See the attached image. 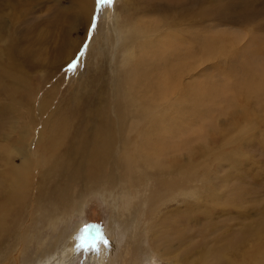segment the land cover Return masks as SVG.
<instances>
[{"label":"rangeland","instance_id":"rangeland-1","mask_svg":"<svg viewBox=\"0 0 264 264\" xmlns=\"http://www.w3.org/2000/svg\"><path fill=\"white\" fill-rule=\"evenodd\" d=\"M7 1L9 7L5 5ZM77 1L0 0V22L4 26V29L0 30V46L12 38V35L22 39L35 27L46 29L55 25L52 30L54 37L62 34L71 44V46L66 44L64 48L68 46L71 48L77 44L80 46L67 63L53 70L54 72L49 71L47 67L55 63L53 61L55 55H44L42 59L47 58V61L36 71L37 74L33 72L32 76L33 84L42 87L33 101L35 112L31 113L28 107L18 109L23 103L17 99L14 110L6 112V120L0 124L2 156L0 172L11 171L13 165L22 167L26 160L30 159L34 163L31 177L33 175L35 184L30 190L28 206L26 204L18 228L12 232L8 227L9 219L8 226H0V264H42L46 257L43 255L47 254L49 248L53 249L57 243L56 246H62L61 244L65 242L64 236L70 235L77 227L82 231V224H85L84 233L88 237L79 248L72 264H93L92 256L101 246L117 241L120 242L118 252L122 261L120 264L132 262L137 264L133 260L134 241L127 240L130 237V230L128 234L118 236L122 230L125 232L126 228H121L126 224L142 239L137 248L142 250L144 256L140 257L142 258L140 264L145 262L181 264L174 258L180 256L182 259L187 257L195 261L203 255L207 257L205 259L207 264H226V260L217 257H221L222 254L225 257L224 252L230 254L233 249L229 245L231 242L236 243L235 240L237 243L239 239L241 241L239 235L243 236L245 229L254 228L257 224L261 230L263 228L262 231L259 230V236H264V223H261L264 221V92L259 95L236 94L244 91L251 80L257 84L264 83V0H114L110 5L96 4L93 17L85 25L87 12H82L79 15L81 19L76 20L79 13L72 8ZM62 14H68L71 20L64 24ZM68 15L66 19H69ZM94 17L97 26L90 31ZM115 17L122 22L125 21L124 24L130 21L128 23L131 26L137 23L146 35L149 31L152 32L156 45L159 37L165 40L176 37L169 43L163 56L178 62L187 54H191L193 57L191 62H195V65L191 63L190 66H194L185 70L191 72H186L182 76L183 85L186 88L199 85L200 88L211 90L223 88L225 94L206 99L200 104L190 97V102L181 115H165L168 127L175 125L174 120L177 121L175 132L160 128L158 135L151 136V144L165 145L168 153L166 159L160 158L162 164H159L161 166L157 168L159 173L155 171V175L174 172L180 168L179 172L181 171L187 180L184 187L156 192L152 188L154 194L161 193L156 195H150L151 186L147 189L140 187L125 204L115 196L121 195L119 190L97 194L88 191L73 202L67 217L49 226L34 208L39 173L42 171L44 160L43 151L39 147L43 124L55 113L59 102L70 97L68 94L81 84L85 76L89 79L95 73V69H92V72L87 69L91 62L96 64L95 68L99 74L107 76L108 58L106 60L99 58L102 48L99 44L105 41V37L110 40L109 46L106 43L107 50L109 49L106 57L110 51L112 54L116 49ZM11 18L14 21H11ZM156 21L159 22L155 24ZM16 23L17 26L14 28ZM3 34H6V40ZM63 41L59 43L64 45L66 42ZM58 46L61 47L59 44ZM10 54H15L13 48ZM0 57H5L3 52H0ZM137 60L138 56H135L131 66ZM74 61L77 66L70 69L69 65ZM42 76L50 79L45 81ZM149 81H159L154 71L133 94L130 105V147L133 145L132 142L136 141L135 130L141 123L133 125L134 115L144 110L151 97L152 88L147 85ZM86 87L87 85L82 88V92ZM49 91L54 94L51 99L45 95L51 93ZM182 98L183 94L180 96V99ZM45 99L50 104L46 114L42 115L39 112L40 103L43 104ZM1 100H4L2 104H5V107L13 105L5 94L0 96V102ZM172 103L173 100L167 104L177 109V105ZM69 106L70 109L66 113L71 110V115L66 119L72 118L75 121L78 107L74 104ZM208 110L212 111L207 116V119H211L208 126L209 135L202 140L203 137H195L193 133L200 127V118L204 117ZM16 113L20 120L16 119ZM23 115L24 118L21 117ZM160 116L157 115L155 118L159 120ZM29 118L33 122L32 120L29 122ZM27 122L32 125L28 133L30 138L24 144L21 143L20 135L16 133L28 125ZM85 126L86 118L83 113L79 127L83 130ZM3 137H8V140H3ZM185 138L191 142L180 149L178 145ZM117 148H120L119 145ZM64 150L66 149L62 147L55 152L61 153ZM119 152L120 149L115 153ZM5 154L10 156L9 161H5ZM56 174L61 176V180L56 179L60 180L58 187L49 181V178ZM44 176V187L53 189L51 197L61 196L68 182L63 170L60 172L55 170L54 165L48 161L44 168ZM47 199L45 198L46 201ZM248 234L251 236V233ZM105 237L107 238L104 239ZM243 240L244 238L241 244ZM254 241L255 238H251L248 246L250 247ZM236 245L234 251L237 252L235 249L242 245ZM155 247L167 251V258H171V262L160 260L156 251L152 249H156ZM221 248L222 250L226 248V251L219 254ZM234 251L233 254L236 253ZM249 251L250 249L247 252ZM235 255H232L235 259L228 264L242 263L239 253ZM174 261L175 263H172Z\"/></svg>","mask_w":264,"mask_h":264},{"label":"bare ground","instance_id":"bare-ground-1","mask_svg":"<svg viewBox=\"0 0 264 264\" xmlns=\"http://www.w3.org/2000/svg\"><path fill=\"white\" fill-rule=\"evenodd\" d=\"M8 3V1L5 2L7 7H9ZM96 4V0H78L74 3L73 5L75 6L72 8L79 13L77 14L76 20L81 19L79 15H81L82 12H87L86 18L84 19V25L87 24L88 20H91L93 17ZM67 11L71 12L72 10ZM66 15L68 14L61 15L64 24L71 20V16L68 15L69 19H66ZM12 20L13 18H11V21ZM124 22L115 17L117 39L115 45L116 49L113 50L112 54L110 51L109 56L106 57V52L109 51V49L107 50V47L110 45L108 37H105V41L99 44L102 46L100 49L101 56H99V58L104 60L108 58L107 76L99 74L97 68H95V63L93 64L91 62L90 65L88 63L89 66L87 69L91 72L92 69H95V73L93 72L94 74L89 79L85 76L81 84H79L73 92L71 91L68 94L70 97L64 101H60L55 113L52 114L51 117H48L43 124V131L39 138V147L43 151L44 160L42 167L41 165L39 166L42 171L39 173L40 176L38 178L36 196L34 195V204L36 205L34 207L36 210H34L38 215L43 216L49 226L53 223L56 224L63 218L67 217V212L73 202L88 191L92 194H97L100 192L119 190L121 195L119 194L115 196L117 197V200L125 204L128 198H132L134 193L138 192L140 187H146L147 189V187L151 186L150 195L161 194H154L152 188L154 189V192H156L157 190L166 191L176 187H184L187 184V180L185 176H182L181 171L179 172L180 168H177L174 172L168 171L162 172L158 176L155 175V171L158 172L157 168L161 167L159 164H162L160 158L166 159L168 153L166 152L165 145H161V143L152 145L150 142L151 136L154 134L158 135L160 128L175 132L178 125L177 121L174 120L173 123L175 125H170L168 127L165 115H181L183 110L187 108L190 102V97H192L197 104H200L206 99L223 96L225 94L223 88L211 90L200 88L199 85L188 88L183 85L182 76L186 72H191L190 69V71L186 72L185 70L195 65V62H191L193 59L191 54H187L178 62L169 59L167 56H163L167 52L169 43L176 39V37H173L171 40H165L163 37H159V42L156 45L154 43L152 32L149 31L146 35L137 23H132L133 25L131 26L129 25L130 21H127L126 24H124ZM158 22L159 21H156L155 24ZM146 25L148 27L149 24ZM16 26L17 23L14 28H16ZM54 27L46 29H42L40 26L35 27L27 34V36L24 34L26 37L22 39H19L18 36L15 37L12 35V38L3 42V45L0 46V52H3V55L5 56L0 57V96L5 94L8 101L13 102L12 106L9 104L5 107V104H2L4 100H1L0 105L3 106L0 107V124L6 120L5 113L14 110V107L16 106L15 100L17 99H20L23 103V106H20L18 109L28 107L30 108L29 110H31V113L35 112L33 101L36 95H39L42 87H40V85L38 86V84H33L32 76L33 72L36 73V71L43 66V63L47 61V58H45V60L42 59L44 55H55V58L53 59L55 63L53 62L54 64H50L47 67L49 71H53L66 64L74 55L78 47H80L77 44L70 48L71 44L67 42L68 40H66L62 34L59 36L55 35L54 37L52 33ZM1 28L4 29V26L3 23L1 24L0 22V30ZM113 33L115 34L114 30ZM4 37L6 40V34ZM67 37L70 38L71 36ZM62 40L66 42L63 41V43H65L64 45L59 43ZM58 44L61 45V47H59ZM66 44H69L70 46L64 48ZM12 48L15 50V54H10ZM135 56H138V60L131 66L132 59ZM191 63L194 65L190 66ZM153 71L156 73L159 81H149L147 83V85L152 88L151 97L144 110L134 115L135 121L133 125L136 126L140 122L141 123L135 130L136 141L132 142L133 145L130 147V105L133 101V94L135 90L146 81V77L151 75ZM42 78H44L45 81L50 79L46 76H42ZM252 81L253 80L249 81V84L244 91L236 92V94L259 95L264 92V83L257 84ZM85 85H87L86 90L82 92V88ZM182 94L183 98L180 99ZM45 95H48V98H50L54 94L51 92L45 93ZM42 96L41 98L44 97ZM46 99L43 104L40 103L41 107L39 112L42 115L46 114L48 105L50 104L47 103L48 101H46ZM172 100V104L177 105V109H174L171 106L169 107L167 104L168 101ZM70 104H74L75 107H78V113H75V121L72 118L66 119L71 115V110L66 113V111L70 109ZM211 112V110H208L207 114L200 118L201 125L193 133L195 137H203L202 140H205L209 135L208 126L211 119H207V116H209ZM83 113L86 118V126L81 130L79 127V121ZM157 115H161L159 120L155 118ZM21 117L24 118V115ZM16 119L20 120L17 113ZM29 119L30 122L32 119ZM29 122H27L28 125L25 124L26 126L17 130L16 134L20 135L21 143H24L25 141L27 142L30 138L28 133L31 130L32 123ZM3 140L7 141L8 137H3ZM189 142H191V140L185 138L178 147L181 149L183 145L188 144ZM118 145L120 148H117ZM62 147L66 149L64 152H55L59 148L62 149ZM118 149H120V152L115 153ZM43 154L41 153V155ZM9 160L10 156L5 154V161ZM1 161L2 156H0V163ZM48 161L54 165L55 170H58L59 172L63 170V175L66 174L68 179L64 191L61 193V196H58L57 198L51 197L53 189L44 187V168ZM33 169L34 163L29 159L26 160L22 167L13 165L11 171H8L7 173L0 172V226H8L7 220L9 219L8 222L10 226L8 227L12 232L18 228V222L22 220L24 211L28 206L27 198L33 185H35L33 182V175L31 177ZM174 174L175 176H171ZM57 178L61 180V176L56 174L51 176L49 181L58 187L60 180L56 181ZM102 196L113 197L112 195ZM45 198H48L47 201ZM261 223H264V221ZM84 228L85 224H82V231L79 227L73 231L69 230L72 233L64 236L65 242L61 244L62 246H59L60 248L56 246L58 243L54 242V244H57L54 245L53 249L49 248L47 254L43 255H46V257L42 264H72L79 248L87 240L88 235L84 233L86 232V229ZM123 228H126L125 232L122 230L118 233V236H121V234H128V231L130 230V237H128L127 240H130V242L134 241L132 244L133 255H135L133 260L134 263L140 264V261L144 256H142V250L137 248L142 239L139 234L137 235L132 229L128 228L127 224L121 229ZM259 230L262 231L263 228L261 230V227H258V225L255 224L254 228L245 229V233L247 234L245 235L244 233V237L239 235L241 241L242 238H244L242 244L238 238V243L237 240H235L236 243L231 242V245H229L232 246L231 249H233V251L234 247L237 248L236 244L242 245L238 247V249H235L237 252L234 251L239 253V257H242L241 264H264V236H259ZM248 233H251V236H249ZM106 238L107 237L104 239ZM251 238H255V241L249 247L248 241ZM104 241L106 240H103V242ZM119 247V241L115 243L111 242L107 246H101L99 251L95 252V255L92 256L94 258L93 264H120L121 258L118 253L120 252ZM155 248L156 249H152L156 251L160 260L171 262V258H167V251H162L157 247ZM214 248L216 250V247ZM249 249L250 251L247 252ZM219 250V254L221 251L222 253L224 252L222 248ZM233 251H231L230 254L229 252L226 254L224 252L225 257L222 254L223 257H217V259L221 258V260H226V264H228L235 259L232 255L236 256V253L233 254ZM43 256H41V259H43ZM174 259L175 261H180L181 264H207L205 260L207 257H205V255L195 261L188 259L187 257L182 259L180 256H177ZM143 260L146 261V259ZM175 261L172 263H175ZM222 262L223 261H221V263Z\"/></svg>","mask_w":264,"mask_h":264},{"label":"snow or ice","instance_id":"snow-or-ice-1","mask_svg":"<svg viewBox=\"0 0 264 264\" xmlns=\"http://www.w3.org/2000/svg\"><path fill=\"white\" fill-rule=\"evenodd\" d=\"M114 2V0H97L98 6H105V5H110ZM97 26L96 23V17L93 18V24L90 28V31L94 30V28ZM87 39V38H86ZM77 66L76 62L74 61L72 64L69 65L70 69H74Z\"/></svg>","mask_w":264,"mask_h":264}]
</instances>
